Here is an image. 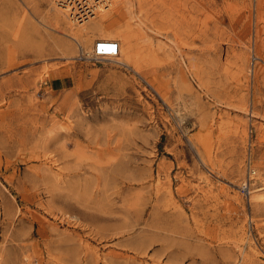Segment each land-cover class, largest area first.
<instances>
[{
    "label": "rangeland",
    "instance_id": "374dc122",
    "mask_svg": "<svg viewBox=\"0 0 264 264\" xmlns=\"http://www.w3.org/2000/svg\"><path fill=\"white\" fill-rule=\"evenodd\" d=\"M98 4L0 0V264H264V0Z\"/></svg>",
    "mask_w": 264,
    "mask_h": 264
},
{
    "label": "bare ground",
    "instance_id": "6f19581e",
    "mask_svg": "<svg viewBox=\"0 0 264 264\" xmlns=\"http://www.w3.org/2000/svg\"><path fill=\"white\" fill-rule=\"evenodd\" d=\"M93 1L95 2L93 4ZM105 1V0H104ZM56 4L59 5L62 9L64 10H60L64 15H67V12L69 13L70 18L73 21H77L82 23L83 21H86L89 17H91L94 13V10L97 8V6H100V4H98L100 2V0H55ZM91 4V5H90ZM97 4V5H95ZM104 4V2H103ZM84 7V8H82ZM70 9H72V11H70ZM74 11V13H73ZM71 20V21H72ZM98 37V36H97ZM95 39V38H94ZM93 39V54H94V46L96 44V40ZM101 39H109V37L107 36H101ZM119 52V47L117 50V53L115 55H103L100 56L102 58H110L113 56H116ZM95 55V54H94Z\"/></svg>",
    "mask_w": 264,
    "mask_h": 264
},
{
    "label": "built area",
    "instance_id": "2783aa9c",
    "mask_svg": "<svg viewBox=\"0 0 264 264\" xmlns=\"http://www.w3.org/2000/svg\"><path fill=\"white\" fill-rule=\"evenodd\" d=\"M118 47L119 43L115 39H100L94 46V54L97 57L103 55H115Z\"/></svg>",
    "mask_w": 264,
    "mask_h": 264
}]
</instances>
